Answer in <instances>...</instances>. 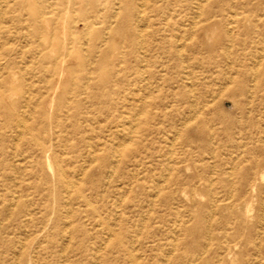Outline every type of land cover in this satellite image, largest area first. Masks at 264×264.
Returning <instances> with one entry per match:
<instances>
[{"label": "rangeland", "instance_id": "rangeland-1", "mask_svg": "<svg viewBox=\"0 0 264 264\" xmlns=\"http://www.w3.org/2000/svg\"><path fill=\"white\" fill-rule=\"evenodd\" d=\"M155 4L124 44L0 0V264H264V0Z\"/></svg>", "mask_w": 264, "mask_h": 264}, {"label": "bare ground", "instance_id": "bare-ground-1", "mask_svg": "<svg viewBox=\"0 0 264 264\" xmlns=\"http://www.w3.org/2000/svg\"><path fill=\"white\" fill-rule=\"evenodd\" d=\"M40 1L42 3V10L39 14L40 16H43L47 13H50L52 15V17L54 18V20L56 21L62 12H64V11L67 12L68 10H70L71 7L76 5L78 7V9H77L78 10L77 11V21L76 22H80V24L82 26V30L86 31L85 33H87L88 30H90V29L98 28V27L103 28V29H107L109 32V35H119L121 38L120 42L124 43V44H136L137 43L136 40L142 36V33L146 28V22L149 21V19L147 18V16H148L147 14L150 13V14L155 15L156 13L159 12V9H160L155 4L157 2V0H40ZM30 11H31L30 13L32 14V16L34 18L35 17V14H34L35 10L31 8ZM64 18H65V16H64ZM36 19H38V18H34L32 20L34 27L35 26L37 27V20ZM144 19H146V20H144ZM44 21H46V20L44 19ZM83 36H85V35H83ZM110 38H108V40H105V41H107V42L110 41ZM47 39H48L47 35H42L43 41L44 40L46 41ZM64 44H72L70 47H67V48L65 47L66 51H70L69 53L76 51V46H75V44H77L76 39H72V40L67 39V40H65ZM102 57H104V52L102 54ZM140 58L141 57H139V60H140ZM67 61L68 60L64 56H61L58 58L57 62L52 67V70H53V72H55L56 77H55V80L52 84L51 92L49 93L50 97H53L55 95L56 91L61 86V82L63 80V77L71 70V68L67 64ZM72 70H75V69H72ZM86 74H87V72H86ZM76 83H77V81H76ZM244 91H245V85L243 83H240V80H239L237 82V84L235 85L233 92L236 94H243ZM78 93H80V92L75 90L73 95L75 96ZM33 108H35V106ZM56 108L58 110L68 109V105H67V102L65 100V94L64 93H62L58 96V106ZM32 122L34 123L35 119H32ZM17 123H18V120H17ZM198 123H200V122H198ZM5 125L8 126V122H5ZM197 127L200 128L199 125H197ZM201 128H204L203 124H201ZM24 130H25V128H24ZM186 136H187V138H186V144H187L190 141H192L193 135L190 134L188 131H186ZM127 140H128V138H127ZM120 145H121V143H120ZM115 157H116V155H115ZM101 163H103V160L101 161ZM47 165L49 167H51V164L49 163V161H47ZM59 173L60 174L62 173L61 169L58 170V174ZM174 181L175 180L172 179L169 182V184H171V185L175 184L176 181L175 182ZM189 182H190V180H189ZM176 185H178V183H176ZM179 185H181V184H179Z\"/></svg>", "mask_w": 264, "mask_h": 264}]
</instances>
